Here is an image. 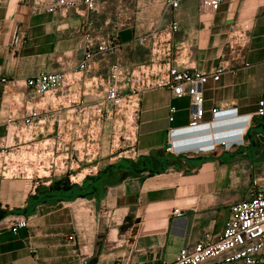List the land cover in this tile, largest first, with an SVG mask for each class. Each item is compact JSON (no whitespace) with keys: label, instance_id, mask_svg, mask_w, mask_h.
Here are the masks:
<instances>
[{"label":"crops","instance_id":"crops-1","mask_svg":"<svg viewBox=\"0 0 264 264\" xmlns=\"http://www.w3.org/2000/svg\"><path fill=\"white\" fill-rule=\"evenodd\" d=\"M45 1L0 0V72L8 80L0 82V155L6 152L9 120L21 119L31 104L25 84L29 77L43 71L74 72L86 34L96 43L115 25L123 49L99 54L77 82L42 100L66 105H52L33 138L43 144L51 141L64 158L70 149L71 177L61 169L53 174L39 171V179L22 170L0 176L1 208L26 210L0 220V264H162L205 232L217 238L231 203L247 197L238 193V186L264 192V118L255 113L258 101L264 100V0H222L210 12L200 11L198 0H182L167 15L161 11L163 0H96L94 11L79 4L56 12L46 11ZM126 4L131 12H126ZM111 6L116 7L114 14ZM166 20L178 22L173 42L185 47L180 57L185 66L207 73L222 68L217 80L204 85L202 118L191 126V98L158 88L128 98L130 109L138 111L133 147H114L109 118L98 139L88 143L89 129L77 122L79 116L69 104L95 102L97 83L118 59L127 67L148 61V49L133 40ZM241 32L247 35L243 50L232 43L229 48L228 42ZM16 34L22 42L13 48ZM170 107L176 108L172 121ZM170 128L175 129V147L200 146L176 158L165 151ZM245 128L249 134L240 171L248 178L238 180L235 153ZM220 142L231 147L218 146L206 154L197 148L211 149L209 145ZM86 144L94 147L92 156H85ZM59 180L83 189L69 191L66 198L39 201L44 188ZM16 215L27 217L28 225L14 233L4 220Z\"/></svg>","mask_w":264,"mask_h":264},{"label":"built area","instance_id":"built-area-1","mask_svg":"<svg viewBox=\"0 0 264 264\" xmlns=\"http://www.w3.org/2000/svg\"><path fill=\"white\" fill-rule=\"evenodd\" d=\"M181 2L182 0H163L162 14L167 15L178 9ZM221 2L222 0H198L199 10L210 12ZM79 4H83L89 11L97 9L96 0H46L44 8L48 12H56L74 8ZM178 28L176 20H166L164 24L153 23L150 29L137 35L133 40L135 45L148 49L150 54L148 61L133 67H127L118 59L110 65L106 75L101 78V82L97 83L95 93L97 100L95 102L82 105L69 104L72 105L75 113L79 116L77 122H83L84 126L89 129L85 133L88 143L95 142L98 139L103 122L109 118L112 121L110 140L114 147L119 150L133 147L137 138L138 111L130 109L131 102L128 98L158 88L169 90L175 97L189 96L191 98V126L198 124L204 114V85L209 79L217 80L222 68H217L214 73H207L185 66L180 59L182 57L181 52L185 47L173 42V36ZM246 40L247 35L241 32L231 39V42H228V46L231 48L230 44L232 43L238 47V50H243ZM91 41L90 34H86V40L82 48V58L74 72L43 71L25 81L28 100L31 104L26 108L25 115L21 119L9 120L5 140L9 137V134H11L12 139H19V142L23 138L25 143L33 139L35 129L41 124V120L47 121V115H49L52 105L62 108L66 105L41 104L42 100L47 95H56L62 87L77 82L82 77L83 72L87 70L90 61L99 54H116L123 49V43L118 36V25H115L104 39L96 43ZM21 42L22 40L16 34L12 38V47H17ZM241 57L244 56L241 55ZM7 81L6 76L0 72V82ZM108 104L111 105L109 111L106 110ZM175 111V107L169 108L168 119L170 121L173 120ZM213 113L216 114L217 110H213ZM255 113L257 116L264 118L263 99L258 101ZM10 126H13L11 133L9 132ZM15 131L18 133H15ZM24 131L30 132L29 138ZM174 133L175 129L170 128L169 134L171 136L165 151L177 156L190 148L175 147L172 139ZM61 142L60 144H62ZM220 143L227 146L223 142ZM6 148L8 146L4 145L3 150ZM197 148L199 151L209 150L203 147ZM73 149L76 150V148H71V150ZM83 151L85 156L94 154V150H91L88 144H86ZM54 152V145L52 148L45 147L42 150V153L46 155L54 156ZM1 157L3 156L0 155V159ZM69 158L71 157L67 152V156L60 159V162L50 160L43 169L50 174H53L57 169H61L70 178V172L73 169L72 159L74 158ZM5 168L6 166H4V170ZM23 173H25V170H23ZM32 173L36 174V178H40L39 171H31V175ZM17 174H22V171L18 170ZM37 184H39L38 181L35 182V185ZM27 225L28 218L23 215H16L4 220V226L14 233L21 228H26ZM72 238L69 237V239ZM81 261L82 264H87L85 260ZM162 264H264V192L256 190L247 197L232 202L230 214L217 238H213L208 232H205L203 237L196 243L181 247L173 261L163 262Z\"/></svg>","mask_w":264,"mask_h":264},{"label":"rangeland","instance_id":"rangeland-1","mask_svg":"<svg viewBox=\"0 0 264 264\" xmlns=\"http://www.w3.org/2000/svg\"><path fill=\"white\" fill-rule=\"evenodd\" d=\"M127 3V2H126ZM101 6H105L104 2H102V4H100ZM124 7H127L128 10L126 12H131L133 9L131 8V5L126 4ZM110 11H112V13L114 14L116 11V7L115 6H111V8L109 9ZM129 15L127 14V17ZM124 21H127V18ZM122 20H120L119 22L121 23ZM122 21V22H124ZM117 22V23H119ZM116 23V21H115ZM82 105V104H81ZM247 128V125H246ZM244 129L243 133H242V143H240L239 145H237L238 149L235 153L236 155V162L238 164V170H237V177L238 180H245L246 178H248V174L246 175L244 173V171H240V165L242 168V164L245 163V155L243 154L244 149V143L246 138L248 137L247 135L249 134V128L248 129ZM10 129V133L12 132L13 126L9 127ZM29 132V131H27ZM26 131H24V133L27 135V137L29 138L30 136V132L29 134H27ZM15 133H18L17 131H15ZM35 136V135H34ZM22 137L21 133H20V138ZM24 138L22 139V141L19 142V139L11 138V134H9V137L4 141L3 145H7L8 148L5 149V153L2 155L3 157H1L0 159V176L4 175V176H10L12 174H17L18 170H25V173H29L31 171H40L41 173H43L44 169L43 167L48 165V162L50 160H56V162H60V159L64 158L63 155H61V152H58L55 150L54 152V156L52 155H46L44 153H42V150L45 147H49L52 148L53 144L51 141H47L45 144L43 143H39V140H36L35 138L31 139L30 141H28L27 143L23 142ZM37 143V144H35ZM203 143V142H201ZM200 144V143H199ZM199 144H193L191 145L189 148L193 149L194 147L198 146ZM200 146V145H199ZM221 146V148H225V149H229L231 147V145L225 146L221 143H215L214 144V148L209 149V150H203V151H199L200 153H211L213 151H215V149ZM91 150H94V147L92 145L89 146ZM70 150V149H69ZM67 152H70V151ZM192 153L190 150H186L183 151L182 153H180V155L175 156L176 158L181 157L183 154L185 153ZM58 154V155H57ZM70 156V155H69ZM57 158V159H56ZM71 158H74V155H72ZM69 158V159H71ZM4 166H6L5 170H4ZM75 166V165H74ZM4 172V174H3ZM83 175V173L79 174L78 177L80 178V176ZM67 176V175H66ZM69 179V178H68ZM257 189L255 187L251 188V190L244 189L241 186H238V193H242L245 194V196H248L249 194H251L253 191H256ZM248 191V192H247Z\"/></svg>","mask_w":264,"mask_h":264},{"label":"trees","instance_id":"trees-1","mask_svg":"<svg viewBox=\"0 0 264 264\" xmlns=\"http://www.w3.org/2000/svg\"><path fill=\"white\" fill-rule=\"evenodd\" d=\"M137 163H134L133 166L136 167ZM153 173V172H150ZM59 181H53L49 187H45V194L40 198L39 201L43 199H50V198H66L69 196H66V194L71 191L73 192L74 189H80L82 190V187H78L76 185H72L68 182V180H63L64 182ZM74 194V193H73ZM26 212L23 208H14L13 210H8L7 208H1L0 207V220L9 213H24Z\"/></svg>","mask_w":264,"mask_h":264},{"label":"bare ground","instance_id":"bare-ground-1","mask_svg":"<svg viewBox=\"0 0 264 264\" xmlns=\"http://www.w3.org/2000/svg\"><path fill=\"white\" fill-rule=\"evenodd\" d=\"M209 147H213V146L212 145L211 146L209 145Z\"/></svg>","mask_w":264,"mask_h":264}]
</instances>
